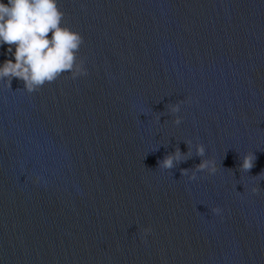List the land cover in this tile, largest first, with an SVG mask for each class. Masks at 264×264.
Masks as SVG:
<instances>
[{
    "label": "water",
    "instance_id": "95a60500",
    "mask_svg": "<svg viewBox=\"0 0 264 264\" xmlns=\"http://www.w3.org/2000/svg\"><path fill=\"white\" fill-rule=\"evenodd\" d=\"M58 7L89 74L0 83V264H264V0Z\"/></svg>",
    "mask_w": 264,
    "mask_h": 264
},
{
    "label": "clouds",
    "instance_id": "9594fccd",
    "mask_svg": "<svg viewBox=\"0 0 264 264\" xmlns=\"http://www.w3.org/2000/svg\"><path fill=\"white\" fill-rule=\"evenodd\" d=\"M64 12L58 7V0H8L0 2V47L7 45V53L14 57L6 59L0 66V83H5L11 89L13 79L24 84L28 93L38 92L46 83L55 82L61 74L70 73L72 79L87 76L85 61L79 52L84 44L80 33L63 27ZM51 34V35H49ZM13 48L15 51L13 52ZM183 100L168 105L171 114L181 111ZM160 117H157V122ZM175 125L182 123V118H176ZM187 153L181 152L177 146L174 153H169L158 161L161 170L172 171L179 164L192 158V143L185 142ZM197 157L206 155L203 144L196 147ZM241 159V158H240ZM257 157L248 153L241 159L239 171L249 173L255 166ZM219 171L217 161L201 159V163L191 168L190 179L195 181L197 173L216 174ZM182 174L189 175V169H182ZM264 176V172L255 177ZM259 188H253L254 194H259ZM213 213L220 215L222 209L216 207ZM151 227L143 230V235L151 234Z\"/></svg>",
    "mask_w": 264,
    "mask_h": 264
}]
</instances>
